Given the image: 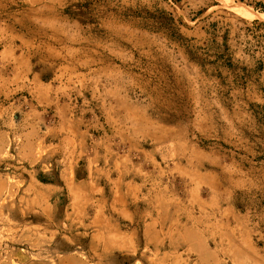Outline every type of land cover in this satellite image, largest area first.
<instances>
[{"label":"rangeland","instance_id":"obj_1","mask_svg":"<svg viewBox=\"0 0 264 264\" xmlns=\"http://www.w3.org/2000/svg\"><path fill=\"white\" fill-rule=\"evenodd\" d=\"M0 264H264V0H0Z\"/></svg>","mask_w":264,"mask_h":264}]
</instances>
